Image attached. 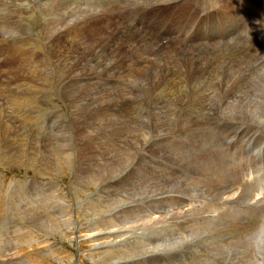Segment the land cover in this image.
I'll return each instance as SVG.
<instances>
[{
	"label": "bare ground",
	"instance_id": "6f19581e",
	"mask_svg": "<svg viewBox=\"0 0 264 264\" xmlns=\"http://www.w3.org/2000/svg\"><path fill=\"white\" fill-rule=\"evenodd\" d=\"M12 1L14 3L16 0H12ZM17 1L26 2V5L24 8H22L19 5H17L15 8H12L15 6V4H18V3H15V4L11 3L10 7L9 6L6 7L8 9L6 11L5 16H7L8 19L12 18V19H15L16 21L17 17L19 16L18 14L21 13L26 19L28 18L36 19L37 17H42L46 21L48 22L54 21V23L57 20H61V23H62V20H63L67 22V26H68V22L69 23L72 22L71 21L72 19L70 20L69 18L65 19L64 17L66 13L69 16H75V15H78L77 13L79 12V11L74 12L71 9L67 11L69 8L68 6H67L68 8L66 9L64 7L58 8V5L62 4L61 2L62 0H58V1L57 0L56 1L55 0H42V3L40 5L39 3H37V0H17ZM247 1L248 0H244L245 5H246L245 2ZM166 2H175L176 5L178 3L185 2L188 4L189 2H191L193 5L191 7L198 6L197 4L199 3H204L207 5L210 4V0H132L131 6L132 7L133 5L135 6L133 8L136 10V12H138V10L144 12L146 10H149L150 8H152V11L155 12L160 9L169 10V8H165L166 6H168ZM247 3H251V2L248 1ZM4 4L6 6L8 5L5 2ZM29 4L31 6H34V10L38 12V15L32 16L30 9L28 10ZM176 5L172 6V9H173L171 10L172 18L175 17V15H177L175 14V12L181 9V8H178ZM232 12L233 13L231 15V18H225V20L223 21V23H225L226 30L231 29L230 34H229L230 37L227 38V41L230 42L233 40L234 36L237 37L235 40H233L232 43H230L229 50H233V52L227 53V55L225 56L226 58L230 57L229 59L230 61L227 63V65L223 64L225 61L223 62V59L220 57L219 53L215 55L217 56V58H219L217 60H214L215 58H213L212 61L209 63L200 61L201 60L200 57L204 56L205 53L209 54V52L211 53V51L218 52L220 48L216 49V44H211L212 46L207 45V47H206V44L204 46L200 44H191V45L181 44L182 41L180 39L174 38L169 43H167V45L166 44L159 45L158 43L159 40L155 35L152 37L150 34L145 33V31H141V29H137V27L132 26V25H131L132 28L128 27L127 26L128 23H125V22H119V25H122L120 32L127 33V35L129 34V36L124 38L123 36L125 34L120 35L119 33L116 32V29H114L113 27L109 31L110 33H106V34L98 32V30L95 32L91 31L93 35L95 33L97 36L99 35L97 38V40L99 41L97 42L89 41V37H87L88 35L87 33H85L87 35L86 37L88 38L87 39L88 42H86L87 40L84 39L86 37L82 36L79 39L77 38L74 43H77V42L83 43V44L89 43V46L85 47L86 46L85 45L82 48L80 47V49L73 48L74 50L72 51V53H71V50L65 51L68 48L66 47V49H64L65 44L64 45L62 44V46H59L60 44H58L59 43L58 38L54 37L55 39H57V42H58L57 43L58 46L57 44L54 45L55 48L57 46L58 47L57 50H59L61 49V47L64 46V48H62L64 50H61L62 54L64 52L65 57H66L65 59L66 60L70 59L69 61L71 62L67 64L68 67L66 66L64 67L65 72L66 70L77 71V74L74 73L75 75L72 77H67L66 76L67 73L63 72L62 75L64 77L61 80V82L64 83L63 84L64 86L67 85V87L71 91L74 90L71 92L70 97H67V98L73 99V101L75 100L74 102L76 104L75 110L71 111L70 109L67 112L68 113L67 117L72 119L71 122L74 123V130L77 131L79 128H81L84 131H87V133H89L87 135L85 132H83L84 134H81L82 137L78 134L79 135L77 137L78 143H75L74 147H71V146L69 147V148H72L69 150V158L72 157L73 159V161L71 160L72 163H71V169H70L71 173L72 174L74 173L72 178L75 177L77 173L79 172L81 174V176L78 175L77 177H75V180L77 182L73 181V184L76 186L78 191L88 194V198L90 199H86L85 203H89L90 207H87V205H85L86 207L78 206L76 210H72L73 215L75 216V222L70 223L71 221L67 219L66 217H64L63 224L59 223L60 220H58V216H56L57 213L54 216L53 211L51 212L48 211L49 208H46L47 211L45 210L44 212L42 211L43 214L41 212H39L40 213L39 214L38 212H36L37 209L36 211H34V209L32 208L33 210L30 213L28 212L30 214V217L29 216L28 218L25 217L27 218L25 222L23 221L25 220L24 216L21 217L22 226L20 227V229L22 230L24 227L28 228L23 233L19 232L21 231L19 228H16L17 227L15 223L16 221L14 222V219L12 218L14 215L11 216L10 211H9L8 214L10 215V219L8 220L9 217H6L7 221L3 219L4 221L9 222L7 224L8 230H6L7 231L6 234L5 232L4 233L2 232L3 230L2 231L0 230V231L3 233V236L6 235V237L10 238L11 240L13 238L14 240L18 238V237H15L17 232L21 233V239H22L21 252L23 254L22 255L23 258L22 256L20 257V263L27 262V263L33 264V262L36 261L37 258L39 261V259L42 258L44 255H50L51 258L53 257L54 259L62 255L64 256L63 259H66V260H67L66 257L71 259V256H73L74 257L73 260L77 258L78 262L81 261L83 264H162V257L164 255L168 257L173 255L176 257L177 261L180 262V264H234V261L231 258L230 253L236 249L237 243H241V244L246 243L247 246L245 248V252L252 259L251 264H264V251L260 250V246L258 244L250 243V241L253 240L258 235V231L264 228V223H263L264 220L262 222L257 221L256 216H253L252 219L254 223H250V221L249 222L247 221L248 218L246 220L245 216L240 215V212H236L235 210H234L235 212H230L228 208L226 207L223 208V206L226 204L224 201L228 200L232 202L231 200L232 198L237 199L234 202L235 205L241 206L242 204H246L250 208L252 206L249 205V202L253 199L257 200L256 198L257 190L259 188L264 190L263 185H261L260 183H257L259 185L255 184V179H256L254 176L255 172H250L251 168L249 167H248V170L245 169L247 165H245L244 163H241L242 158L238 156L236 149L234 150L232 148V142L236 140H238L239 144L241 145L243 142L248 141L246 137L250 139H254V140H259V141H261L262 138H264V71H263L264 70V19H263L264 15L263 13L261 14L262 9H259L257 12L259 16L256 18V20L252 19L250 22L251 26L248 27V25L244 24L243 21L245 19L243 20L242 17L239 15V13L241 12H238L236 6L233 7ZM80 14L81 13H79V15ZM182 14H185V13L183 12ZM82 17L91 18L92 20L88 19L90 21H93V19L97 18L94 14H86V15H83ZM103 18L109 20V18L105 16ZM110 18H111V15H110ZM37 19H40V18H37ZM10 20L11 19H9V21ZM21 21H24V20H21ZM37 21L38 20H36V22ZM45 23L46 22H44L43 24L45 25ZM82 23L84 25V22ZM11 24L9 23V25ZM50 24L48 25L51 26ZM232 24H235L237 26V29L234 31L233 29L236 26ZM92 25L95 26V23ZM89 27L90 26H88V28ZM88 28L86 26V29ZM94 29L96 30L97 28L95 27ZM66 30H69V29H66ZM71 30H73V28ZM79 30H82V29L79 28ZM59 33H62V32H59ZM42 35H43V32L41 33V36ZM69 35L71 36V39H72L73 34L72 35L69 34ZM66 38L67 37H65V40H67ZM161 39H163V37H161ZM184 39H186V37ZM27 40L28 38L26 39V42ZM31 40H34L33 37ZM69 40L70 39H68V42ZM90 40H91V37H90ZM137 41L141 42V45H139V48L137 50L139 52L144 51L145 53H141V55L136 59L135 67L130 70L131 78L127 79L129 81L127 85L130 86L131 84L136 83V88H135L136 92L139 91L140 93L143 94V96L139 98L140 97L139 95L135 96L134 93H131L129 95L128 94L125 95L127 97L126 98L124 97L122 101L118 98L113 100V99H110L104 96L102 97L99 96L98 92L94 90L95 85L90 86V82H92L91 78L99 76L100 72L105 66L104 62L102 61L99 62V60H104L109 57H112L116 53L118 47L121 44L123 46H128L129 47L128 49L133 50L134 48H131L132 44ZM29 44L27 45L29 46ZM37 44L39 45V43ZM113 44H116L114 45L115 47H113ZM178 44H180L181 46H179ZM43 45L44 44H42V47ZM49 45L47 44V47ZM51 46L53 45L51 44ZM32 47L33 46H31V48ZM209 47L213 48V50L209 49ZM15 48L18 50L20 49L19 46H15ZM162 48L170 49L169 54H174V56H180L181 58H189L191 64H193L196 68H200L199 73H208L210 71H213L217 76H220L222 78L224 76V72L227 69H232L233 72H236L235 77L237 79V82L232 92L224 96L223 94L226 91V89H221L220 91H217L214 95H212L206 101L205 116L207 117L209 121V126H210L209 133H208V138H209L208 149L210 150V153H207L201 144H198L192 140L188 141L189 143L192 142L194 146L191 148L192 150L191 154L193 156H198L201 158L205 157L206 163L202 167L196 168L190 165L187 161H182L178 159L174 160L175 165L186 176L192 177L193 179L200 182V186L196 189H191L185 183H180V188L184 191V193L188 197L195 195L199 201H201L207 206L206 209L198 210L196 212L197 217L201 218L202 221L208 223V225L203 230H201V226L199 222L186 221L184 224H180L178 229L174 231V233H171V227H170L172 224L171 220L162 218L164 210H166V212L169 213L171 210V206L169 205L167 199H163L162 205H161L160 202L158 201V197L163 196V195L173 194L175 193V190L171 188L169 185L159 184L158 186H155L154 180L150 179L148 175L141 172L139 168L140 163L143 160H145V156L141 148H143L150 140L166 135L169 132L167 129H161L159 127L158 119H155V114H154L155 102L158 96L157 91L160 88V83L158 81V78L160 76H163L162 71L169 64V55L166 54L165 52H162ZM70 49H72L71 46H70ZM40 50H41V47H40ZM188 50H201V54L188 55L186 53V51ZM132 52L135 53V51H132ZM16 54H18V52ZM151 54L152 56L149 57ZM30 57H31L30 59H32L33 56H30ZM18 58L23 59L24 55L23 54L18 55ZM63 58H64V55H63ZM142 59H144V61H142ZM65 61L63 62L62 66H64V64L68 62L66 61L65 63ZM139 61L143 62V65L138 64ZM88 62H89V66L86 65V63ZM222 64L224 65L223 67L224 69L221 73H219L222 70L220 69ZM91 65H93L92 69L90 68ZM213 67H214V70H213ZM189 69L190 67H188L187 72L189 71ZM52 74H53V70H52ZM255 79L257 80L255 81ZM85 83H87V85L84 86ZM75 85L77 89H74ZM64 86L61 90L64 89ZM53 88H54V85H53ZM33 91H34L33 92V95H34V93L36 92L40 93L41 90L38 89L37 91L36 89H34ZM79 91H81L85 95ZM24 93L25 92H23L22 94L23 96H24ZM30 94L31 93H29L28 95ZM35 97L38 98L37 96ZM35 97H33V99ZM51 97L52 96H50L49 98ZM31 98L32 97H30V99ZM186 98H187V102L189 101L188 105L193 109L194 104H191L190 100H194V102L196 103V99L192 98L190 95H187ZM30 99L24 98L26 103L27 102L32 103L33 100H30ZM99 99H101V101ZM81 101L86 102L88 105H91L92 101L93 103H97L99 107L98 113L97 114L95 112L92 113V110H91V114H87L84 108L80 107L82 105V104L80 105ZM102 102L104 103L103 105H102ZM142 102H145L144 104L145 107L143 108L145 109V111L142 114L146 118L147 120L146 122L145 120H141L140 118L133 116V113L131 112L135 104H141ZM97 104L95 105L97 106ZM48 109H52V108H48ZM118 110L122 112L125 111V112L130 113L131 116H130V121L128 123L130 124V126L137 124L136 129H134L133 131L130 130V133L132 132L133 133L131 137L129 136L127 143L124 144V146H122L123 144L114 146V145L108 144L107 142L102 140L101 136H99L100 145L96 147L97 149H93L92 147H90L91 143L93 145L97 144V143L94 144V142L96 139H98L97 138L98 135L93 134V132L90 130V128L87 125H85V123L89 121L91 122L89 124L95 125L96 127V125L98 124L100 125L105 121L106 112H119ZM137 113L139 115V112ZM202 116H203L202 113H197L196 119L198 121H201ZM91 118H93V120ZM21 122H23V120ZM24 123H27V122H24ZM64 125L65 124H63V126ZM7 126L8 124L3 127L4 132L6 130L7 131L9 130ZM56 127L60 128V126H56ZM230 130H232V134H228ZM59 134L57 133L56 135H59ZM69 138L72 139V137H69ZM69 138L68 140H70ZM83 139L84 141L87 140L88 143L85 144ZM167 140H168L167 137H165L164 141H167ZM56 142L58 141L56 140ZM71 145H72V142H71ZM191 146L192 145H190V147ZM80 149L81 151L83 149V157H80L79 155ZM96 151H98L99 154L96 153ZM257 151L258 153H261L258 149ZM160 155L161 154H158L156 156L158 157ZM4 157L5 156H2L3 160H4ZM147 162H149V160ZM185 167L190 168L191 170L190 173L186 170ZM61 168L66 170V168L63 165H61ZM172 168H173L172 166L169 167V173H170V170H172ZM38 169L41 172L43 171L41 164L38 166ZM54 171H55V168H54ZM248 172L252 176L253 182H252L251 177H249ZM72 178H70L71 181L74 180V178L73 179ZM262 180H264V178H262ZM135 189H138L139 191L137 192ZM200 193L205 194V195L200 196ZM71 195L73 196V194ZM223 196H225L226 198L224 199ZM63 198L65 199V197ZM73 199L75 200L76 198H73ZM45 201L47 202V199ZM40 202H42V200ZM47 203L50 206V203L49 202ZM260 203L264 204V197L260 200ZM38 205H41V203ZM258 205L259 203L257 202L255 203V205H253L252 208L254 212H256V214L262 213V217L264 218V205L263 206L260 205L262 206V208H259ZM232 206L234 205L232 204ZM73 207L74 206H72V208ZM63 208L65 209L64 205H63ZM64 209H62V207L60 209L58 208L57 211L60 214V215L58 214L59 217L61 216V214L63 215V213L67 212ZM235 209H237V206L235 207ZM12 211L14 210L12 209ZM26 211H27L26 209L25 211H23L24 214L26 213ZM242 211L243 210L241 209V213ZM23 212H21L22 215H23ZM65 215H69V214L65 213ZM186 215L189 218L192 216L190 213H186ZM244 215L247 216V213L246 214L244 213ZM250 215H253V214H250ZM0 216L2 217L4 215H0ZM37 217H39V221L35 223H31L32 219H36ZM80 217H82L83 221L80 220L79 222L78 218L80 219ZM16 218H15L16 220L19 219V217H16ZM179 220H181V218H178V221ZM67 229L69 230V232L67 231ZM205 230H209L211 232L205 233ZM49 235L59 236V237H62V239L64 238V240H71L73 238L76 241L77 253L75 255H69V253L66 250L64 251V250L58 249L57 246L54 243H52V241L50 244L49 243L50 241L48 242L47 240V237ZM147 236L155 237V239L148 240ZM187 239L188 240L192 239L193 246L197 248L196 250L190 249L187 251H180V252L173 251L174 249L176 250L179 249V247L183 244L181 240H187ZM234 241H237V243H234ZM201 243L203 244L202 248H200ZM4 246H6V244ZM18 250L17 252L16 251H11V252H14V255H19L20 253ZM55 254H57V256H55ZM2 255L7 256V254L4 252ZM211 257H214L215 259H219V260L212 261L210 260ZM57 259L59 260V258ZM11 260L12 259L3 260V261L0 260V264H10ZM85 261H87L88 263H86ZM17 263H19V261ZM70 263L71 262H69V264Z\"/></svg>",
	"mask_w": 264,
	"mask_h": 264
},
{
	"label": "rangeland",
	"instance_id": "374dc122",
	"mask_svg": "<svg viewBox=\"0 0 264 264\" xmlns=\"http://www.w3.org/2000/svg\"><path fill=\"white\" fill-rule=\"evenodd\" d=\"M8 1H12V0H8ZM214 1H216L220 4H224V5L229 4L228 3L229 0H214ZM223 1H225V2H223ZM248 1H250L251 3H247ZM248 1L245 2L246 3V5H245L246 9H244V11L246 13H243V11H240L241 13H239V15L242 17L243 20L245 19L243 22H244V24L248 25V27H249V26H251V23H250L251 20L252 19L256 20V18L259 16V14H257V12L259 9H261V3H260L261 1L260 0H257V1L256 0H253V1L248 0ZM1 2H3V1L1 0L0 3ZM14 3H18L15 5H20L23 2H19L16 0ZM37 3H39V5H40L42 3V0H37ZM67 6L68 5L64 6V5L60 4V5H58V8L64 7L66 9L69 7L67 10V11H69V9H71V6H68V7ZM165 8H169V7L166 6ZM217 9H219V8H217ZM231 9H232V6H231ZM80 13L82 14V12H80ZM77 14L78 15H75L69 19H72L71 21L76 20V22H78V24H76V23L73 24L72 22H70V23L68 22V26H67L66 21L62 20V23H61V20H57V21H55V23H54V21L46 22L45 25L43 24L41 26L42 28L39 27V29H41L39 31L35 30V29H34V31L33 30L31 31L30 29H28V27H25V23H24L25 20L23 18L16 20L17 23H16L15 19L9 18V19H11L10 20L11 22H10L8 17L5 16L6 12H5V14H3V16H1V19H0V38L12 40L13 43L9 44L12 46L13 45H20V43H21L22 48L23 47H29L31 45V46H33L32 52L35 50L40 51V52L33 53V54H27L28 51L26 49H23L21 52L17 49V50H13V51L11 50L10 54L9 53L6 54V52H7V46H6V48H5L6 52H0V215H4L2 217L0 216V225L1 226L3 225L2 226L3 228L0 226V230L1 231L3 230L2 232L3 233L5 232V234L7 232L6 230H8L7 224L9 223V222H6L7 221L6 217H9L8 218V220H9L10 215L11 216L14 215L12 218L14 219V222L16 221L15 222L16 226H17L16 228L20 229V227L22 226L21 217L24 216L25 220H23V221L25 222L26 219L28 218V216L30 217L29 213L33 209H34V211H36V209H37L36 212L42 213V211L44 212V210L47 211L46 208H49L48 211H50V212L53 211L54 216L57 213L56 216H58V220H60L59 223L63 224V218L64 217L69 219L71 221L70 223L75 222V216L73 215L72 210H76V208H78V206L83 207V206L87 205V207H90L89 203H85L86 199H90V198H88V194L78 191L76 186L73 184V181L77 182L75 180V177H77L78 175L81 176L80 172L77 173V175L75 177H73L74 180L71 181V179H70V178H72L74 173L72 174L70 171L71 163H72L73 159H72V157L69 158V150L72 149L69 147L70 146L74 147L75 143H78L77 137L79 135L81 136V134H84L83 132H85L87 135L89 133H87V131H84L81 128H79L77 130L79 132L75 131L74 130V123L71 122L72 119L67 117L68 110H70V109H71V111L75 110L76 104L74 102L75 100L73 101V99L67 98V97H70L71 92L74 90L71 91L67 87V85L64 86L63 85L64 83L61 82V80L64 77L62 75V73L65 72L64 67L65 66L68 67L67 64L71 63L69 61L70 59H68V60L65 59L66 58L65 54H64V52L62 54L61 50H64V49H66V47H68L65 51L71 50V53H72V51L74 50L73 48L80 49V47L82 48L85 45H86L85 47L89 46V43L83 44V43H78L77 41H76L77 43H74L77 38L79 39L82 36L86 37L88 35L87 37H89V41H92V42L99 41V40H97L99 35L97 36L96 33L93 35V33H92V32H95L97 30H98V32L106 34V33H110L109 31L113 27L114 29H116V32L119 33L120 35L125 34L123 36L124 38L129 36V34L127 35V33L120 32L122 25H119V22L127 23V21L126 20L123 21V17L122 16L120 17L119 15H117L116 12L113 13L114 17H113V15H111V18L109 20L104 19L102 17L100 20L93 19V21L88 20V18H86V19L83 18L82 17L83 14L82 15L81 14L79 15V13H77ZM261 14H262V12H261ZM171 18H172V16H171ZM118 19H119V21H118ZM263 19H264V17H263ZM21 20H24V21H21ZM3 21H4V23H3ZM89 21H90V23H89ZM105 21H106V23H105ZM35 22H36V20H35ZM38 22H40V21H37L36 23L38 24ZM82 22H84V25ZM9 23L10 24L12 23L14 25H12V24L9 25ZM22 23H23V25H22ZM36 23H34V26H37ZM40 23H42V22H40ZM47 23L48 24L51 23L50 24L51 26H49ZM94 23H95V26L92 25ZM17 24H18V26H16ZM53 24H55V25H53ZM79 25H81V26H79ZM131 25L132 24H129V23L127 24L128 27L132 28ZM232 25L236 26L235 24H232ZM20 26L23 27L22 30H18ZM70 26L73 28V30H71L72 28ZM86 26H87V28H88V26H90V27L88 29H86ZM92 26H93V28H92ZM98 26H99V28H98ZM46 27H47V29H46ZM95 27L97 28L96 30L94 29ZM79 28L82 30H79ZM101 28H103V29H101ZM66 29H69V30H66ZM140 29H141V31H145V33H146V30H144L142 28H140ZM184 29H185V27H184ZM236 29H237V26L234 27L233 31ZM14 30H15V32H14ZM33 32H35V33H33ZM42 32H43V35L41 36ZM46 32L48 33V35ZM59 32H62V33H59ZM65 32H67V33H65ZM72 32H74V33H72ZM79 33H80V35H79ZM85 33H87V35ZM69 34H71V35L73 34L72 39H71V36ZM77 34H78V36H77ZM74 35H75V37H74ZM7 37H9V38H7ZM30 37H31V39L33 37V39L35 41L36 40L37 41L35 42L34 40H31ZM36 37H38L39 39ZM54 37L58 38L59 43L57 42V39H55ZM65 37H67L66 38L67 40H65ZM87 37L84 39L87 40L88 39ZM90 37H91V40H90ZM27 38H28V40L26 42ZM184 38H185V36L183 37V39ZM29 39H30V41H29ZM41 39H43V40H41ZM68 39H70L69 42H68ZM3 40L4 39H1V42H0V50H2L4 48V46L1 44ZM60 40H61V42H60ZM39 41L41 42V47H42V44H44L43 47L41 48V50H40V46H39L40 44L39 45L37 44V43H39ZM71 41H73V42H71ZM42 42H44V43H42ZM48 42H50V43H48ZM86 42H88V40ZM195 42H196V40H195ZM23 43H24V45H23ZM57 43L60 44L59 46H62V44L63 45L65 44L64 45L65 48L63 46V47H61V49L57 50L58 49ZM27 44H29V46ZM47 44L48 45L50 44V45L47 47ZM51 44L53 46H51ZM56 44H57V46L55 48L54 45H56ZM116 44H118V43H116ZM116 44H113V47H115L114 45H116ZM138 44L141 45V42L137 41V42L132 44L131 48H134V49L136 48L135 50L134 49L133 50L128 49L129 48L128 46H123L121 44L118 47L116 53L112 57H109V58L104 59V60H99V62L100 61L104 62L105 66L102 69V71L100 72V75L91 78L92 82H90V86L95 85L94 90L98 92L99 96H101V97L104 96V97H107V98H110L113 100L118 98L121 101L124 97L125 98L127 97L125 95H127V94L129 95L131 93H134L135 96L139 95L140 96L139 98H141L143 96V94L140 93L139 91L136 92V89H135L136 83H133L130 86L127 85V83L129 82L127 79L131 78L130 77L131 76L130 70L135 67L136 59L141 55V53H145L144 51L139 52L137 50L139 48ZM181 44H183V42H181ZM69 45L71 46L72 49H70ZM178 45L181 46L180 44H178ZM36 46H37V48H36ZM43 48H44V50H43ZM62 48H64V49H62ZM51 49H53V50H51ZM169 50L170 49H163L162 48V52H165L166 54L169 55V64L162 71L163 76H160L158 78V81L160 83V88L157 91L158 96H157V99L155 102V108H154L155 119H158L159 127L161 129H167L169 132L166 135H163L161 137H157V138L150 140L143 148H141L142 152L145 156V160H143L140 163L139 168H140L141 172L145 173L146 175L149 176L150 179L154 180L155 186H158L159 184L169 185L171 188H173L175 190V193H173V194L163 195V196L158 197V201L160 202L161 205H162V200L167 199L169 205L171 206L170 212L167 213L166 210H164V213L162 216V218L171 220V222H172V224L170 226L171 227V233H174V231H176L178 229L179 225L184 224L186 221L199 222L200 226H201V230H203L208 225V223L202 221L201 218L197 217L196 212L198 210L206 209L207 206L204 203H202L201 201H199L195 195L188 197L184 193V191L180 188V183H185L191 189H196L200 186V182L193 179L192 177L186 176L175 165L174 160L178 159V160H182V161H187L190 165H192L196 168H200L206 163L205 157L201 158L198 156H193L191 154L192 150L189 147H190V145H192L191 147H193V143L192 142L189 143L188 141L192 140L198 144H201L203 146V148L205 149V151L207 153H210V150L208 149V145H209L208 133H209L210 126H209V121H208L207 117L205 116L206 101L212 95H214L217 91H220L221 89H226V91L223 94L224 96L229 94L230 92H232V90L234 89L236 82H237V79L235 77L236 72H233L232 69H227L224 72V76L222 78L220 76H217L213 71H210L208 73H199L200 68H196L193 64H191L189 58H181L180 56H174V54H169ZM132 51H135V53ZM17 52H18V54H16ZM128 52H130V53H128ZM227 53L228 52H226V53L220 52L219 54H220V57L223 58L227 55ZM22 54L24 55V58L23 59L18 58V55H22ZM57 54H58V56H57ZM206 54H207V55H205L206 59H208L210 61H212L213 58H215L214 60L219 59V58H217V56H215L216 53L214 54V53L209 52V54L208 53H206ZM63 55H64V58H63ZM30 56H33L32 59H30L31 58ZM151 56H152V54L149 57H151ZM28 59H30V60H28ZM62 59L64 61L65 60L68 61L67 63L65 61L66 64H64V66H62L63 62H64ZM27 60L28 61L33 60L32 64H28ZM53 61H55V62H53ZM142 61H144V59H142ZM200 61L206 62L205 59H201ZM223 62H224V60H223ZM224 63L226 64L227 62L225 61ZM138 64L143 65V62L139 61ZM86 65L89 66V62L86 63ZM50 66H51V68H50ZM70 66H71V64H70ZM188 67H190V69L187 72ZM90 68L92 69L93 65H91ZM51 69L53 70V74H52ZM223 69L219 73H221L223 71ZM213 70H214V67H213ZM65 73H67L66 74L67 77H72L75 74H77V71L66 70ZM57 79H59V80H57ZM256 80L257 79H255V81ZM53 85H54V88H53ZM85 85H87V83H85L84 86ZM63 86H64V89L61 90L63 88ZM131 87H132V89H131ZM34 89H36L37 91H38V89H40L41 94L36 92L37 94L34 93V95H33ZM74 89H77L76 85L74 86ZM123 91H124V93H123ZM23 92H25L24 93L25 97L22 95ZM79 92H81V91H79ZM29 93H31V94L28 95ZM48 93L50 96H52L51 98H49L50 96L48 95ZM82 94H84V93H82ZM187 95H190L192 98L196 99V103L194 102V100H190V103L194 104L193 109L188 105L189 101L187 102V98H186ZM35 96H37L38 98H36ZM30 97H32V98L30 99ZM33 97H35V98L33 99ZM24 98L25 99L29 98L30 100H33V101H32V103H29V102L26 103ZM6 99H8V100H6ZM69 99H71V100H69ZM99 100L101 101V99H99ZM10 102H12V103H10ZM83 102L81 101L80 105L81 104L82 105L81 106L79 105V106L83 107L87 114H91V110H92V113L93 112H95L96 114L98 113L99 107H98L97 103H93V101H92L91 105H88L86 102H84V104H85L84 105ZM46 104H47V106H46ZM95 104H97V106ZM103 104L104 103L102 102V105ZM144 104H145V102H142L141 104H135L133 107V110L131 112L133 113V116H136L137 118H140L141 120H145V122H146L147 120L142 114L145 111V109H143L145 107ZM42 105H43V107H42ZM71 105L74 108H72ZM38 108H40V109H38ZM48 108H52V109H48ZM54 109L56 110V112ZM52 110H54V111H52ZM118 111L119 112H106L105 121L100 125L99 124L96 125V127H95V125L89 124V123H91L89 121H87L88 124H87V122L85 123V125H87L90 128V130L93 132V134L98 135V137H97L98 139H96L94 142V144L95 143H97V144L93 145L91 143L90 147H92L93 149H97L96 147L100 145L99 136H101L102 140H104L105 142H107L110 145L118 146V145L123 144L122 146H124V144L127 143L129 136L131 137V135L133 133V132L130 133V130L133 131L134 129H136L137 124L130 126V124H128L130 121V116H131L130 113L125 112V111L122 112L120 110H118ZM136 111L139 112V115ZM197 113L203 114L201 121H198L196 119ZM54 114H56V115H54ZM20 117H22V118H20ZM21 119L23 120V122H21L22 121ZM91 119L93 120V118H91ZM24 122H27V123H24ZM23 123H24V125H23ZM7 124H8L7 128H9V130L8 131L6 130L4 132L3 127L6 126ZM53 124H54V126H53ZM63 124H65V125L63 126ZM56 126H60V128L59 127L57 128ZM76 128H78V127H76ZM56 132L58 134L59 133L60 134L56 135L57 134ZM228 134H232V130H230ZM69 137H72V139H70ZM165 137H167V139H168L167 141H164ZM68 138L70 140H68ZM56 140L58 142H56ZM83 141H84V139H83ZM85 141H84V143L87 144L88 141L87 140H85ZM71 142H72V145H71ZM61 143H63V144H61ZM60 145H62V146H60ZM101 146H103V145H101ZM62 147H63V149H62ZM87 148H88V146H87ZM66 149H68V150H66ZM65 151H66V153H65ZM96 153H98V151H96ZM158 154H161V155L157 157L156 155H158ZM79 155H80V157H83V149H82V151H81V149L79 150ZM2 156H5L4 160H3ZM63 160H64V162H63ZM148 160H149V162H147ZM66 161H67V163H66ZM60 162H61V164H60ZM40 164L42 165V168H43L42 172L38 169V166ZM73 164H74V162H73ZM61 165H63L66 168V170L62 169ZM171 166L173 168H172V170H170V173H169V167H171ZM54 168H55V171H54ZM186 169L190 170V168H186ZM76 170H78V169H76ZM58 173H59V175H58ZM57 184H59V185H57ZM135 190L137 192L139 191L138 189H135ZM53 191L56 193H54ZM71 194H73V196ZM49 195H50V197H49ZM60 195H62V196H60ZM202 195L204 196L205 194L200 193V196H202ZM79 196H81V197H79ZM43 197H45V198H43ZM63 197H65V199ZM72 197L76 198V199L74 200ZM39 198L42 200V202H40L41 200ZM223 198L225 199L226 197L223 196ZM256 198H257V200H255V199L252 200L253 203L251 202L252 204H249V205H251L253 207V205H255V203L258 202L259 208H262V206L264 204H261L260 200L263 198V196L261 197V195H260V196H257ZM46 199H47V202L50 203V206L45 201ZM52 200H53V202H52ZM231 200H232V202L228 201V200L224 201L226 204L223 206V208H225V207L228 208L230 212H235V211L240 212V215L245 216L246 220L248 218L247 221L248 222L250 221V223H254V221L252 219L253 216H256L257 221L262 222L264 220V218L262 217V213H258L259 214L258 215V214H256V212H254L252 207L249 208L246 204H242L241 206L235 205L234 202L237 199L232 198ZM12 201H13V203H12ZM17 201H18V203H17ZM19 201H20V203H19ZM36 202H38V203H36ZM40 203H41V205H38ZM78 203L81 205H79ZM231 203L234 206H232ZM33 204H35L36 206ZM61 204H62V206H61ZM30 205L31 206L33 205V206L31 207ZM63 205H64L65 209L63 208ZM260 205H262V206H260ZM37 206H39L40 208ZM72 206H74V207L72 208ZM236 206H237V209H235ZM57 207L59 209L62 207V209L67 211L65 213L69 214V215H65V213H63V215H65V216H63L61 214V216L59 217L60 214L57 211L58 210ZM12 209L14 211H12ZM25 209L27 211L24 214L23 211H25ZM230 209H232L233 211ZM241 209L243 210L242 213H241ZM1 210H2V212H1ZM16 210H18V211H16ZM9 211H10V215L8 214ZM21 212H23V215ZM252 212H254L255 214ZM186 213H190L192 216L189 218L186 215ZM244 213L245 214L247 213L248 217L246 215H244ZM250 214H253V215H250ZM257 215L259 218L257 217ZM14 217L15 218L19 217V219L16 220L17 218L15 219ZM25 217H27V218H25ZM37 218L32 219L31 223H35V222L39 221V217H37ZM60 218H62V219H60ZM178 218H181V220L178 221ZM3 219L6 221H4ZM80 220L83 221L82 217H80V219L78 218L79 222H80ZM263 223H264V221H263ZM19 229H18V231H19ZM27 229H28L27 227H24L22 230L20 229L21 231H19V232L23 233ZM1 231H0V253H1L0 258H2V257L3 258L0 260L3 261V260L12 259L10 264H30L27 262L20 263V257L23 255L21 252V247H22L21 233L17 232L15 237H18V238H16L15 240L13 238L11 240L10 238L6 237V235L3 236V233ZM67 231L69 232L68 229H67ZM209 232H211V231L205 230V233H209ZM185 234H187V233H185ZM71 237H72V235H71ZM5 238H7L9 240H7ZM147 239L148 240H154L155 237L147 236ZM19 240H21V241H19ZM47 240H48V242L50 241L49 242L50 244L52 241V243H54L58 249L64 250V251L66 250L69 253V255H75L77 253L76 241L73 238L71 240H64V238L62 239V237L49 235L47 237ZM181 241L183 242V244L179 247V249H177V250L174 249L173 250L174 252L187 251L190 249H194V250L197 249L196 247L193 246L192 239L191 240H188V239L187 240H181ZM19 242L21 243V245ZM234 243H237V241H234ZM250 243L258 244L260 246V250L264 251V228L258 231V235L253 240H251ZM5 244L7 247L4 246ZM246 246H247L246 243H244V244L237 243L236 249L230 253L231 258L234 261V264H245V263L251 264L252 263V259L245 252ZM202 247H203V244L201 243L200 248H202ZM17 250L20 253V254L18 253L19 255H14V252H11V251L17 252ZM27 250H29V249H27ZM3 252L6 253L7 256H3L2 255ZM200 252H202V251H200ZM24 255H26V254H24ZM55 256H57V254H55ZM60 256L57 257V258H59V260H58L57 258L56 259H54L53 257L51 258L50 255H44L42 258L45 260L40 258L38 261V258H37L36 261L33 262V264L34 263L35 264H42L43 262L45 264H51V263L52 264H66V263L69 264V262H71L70 264H83L81 261L78 262L77 258L75 260H73V258H74L73 256H71V259L66 257L67 260L63 259L64 256H62V255H60ZM15 257H17V258H15ZM22 258H23V256H22ZM46 258H48V259H46ZM40 260H41V262H40ZM210 260L216 261L219 259H215L214 257H211ZM18 261H19V263H17ZM37 261H38V263H37ZM85 262L88 263L87 261H85ZM162 264H180V262L177 261L176 257L173 255H171L169 257L164 255L162 257Z\"/></svg>",
	"mask_w": 264,
	"mask_h": 264
}]
</instances>
